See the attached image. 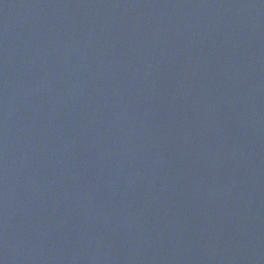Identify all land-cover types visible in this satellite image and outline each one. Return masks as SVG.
<instances>
[{
  "label": "water",
  "instance_id": "water-1",
  "mask_svg": "<svg viewBox=\"0 0 264 264\" xmlns=\"http://www.w3.org/2000/svg\"><path fill=\"white\" fill-rule=\"evenodd\" d=\"M0 264H264V0H0Z\"/></svg>",
  "mask_w": 264,
  "mask_h": 264
}]
</instances>
